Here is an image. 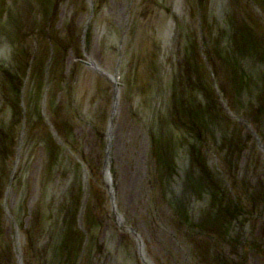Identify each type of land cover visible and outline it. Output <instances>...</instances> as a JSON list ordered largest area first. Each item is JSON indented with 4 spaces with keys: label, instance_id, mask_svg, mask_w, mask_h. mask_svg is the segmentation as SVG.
<instances>
[{
    "label": "rangeland",
    "instance_id": "1",
    "mask_svg": "<svg viewBox=\"0 0 264 264\" xmlns=\"http://www.w3.org/2000/svg\"><path fill=\"white\" fill-rule=\"evenodd\" d=\"M3 1L0 4V8H3L7 4L6 7L8 8H6V11H9L10 18H6V14L4 16L0 13L2 33L4 32L5 20L9 21L17 18V20L19 19L22 22L26 15L25 10L27 7L25 8V5L28 6L24 0L25 4L23 2L14 3V1H12V4H8ZM86 1H88L86 2L87 4L90 3L92 5L97 0ZM151 1L142 0L143 7L145 9L148 7L149 12L152 14H156L157 12L159 16L155 19H150L149 17L142 19V17L138 16L137 19L133 20L125 12L118 19L116 15L119 14V1L107 0V7L102 10V13L97 12L95 14V12L93 20L87 24V30L90 32L85 34L90 37L88 39L90 41L81 40V43H90V46L86 47H92L96 58L102 60L103 54L101 55V53L104 52L107 57L106 59L108 57L115 58L116 63L113 66L117 67L118 74L121 70L123 74L132 77L131 79L138 80L139 84H141L140 91H144V97H140L129 86H125V90L120 89L118 103L120 116L126 117L127 120H132L127 122L131 125H128L123 119L112 123L114 132L111 131V133L114 136L111 139L112 141H109L112 156L107 161L108 163L104 161L105 157L102 153L103 148L106 150L108 147L105 140L106 136L104 135L108 127L95 131L97 126H102L103 124H101L100 120L99 125H96V127L91 126L93 122L90 118H87V115L90 113V108L94 111L95 109L92 107L93 104L89 103V99L92 97L84 98L87 92L91 91L90 87L96 84V82L99 83L97 81L99 79L95 80L96 78H93L95 76L93 69L86 71L83 67L79 66L78 62L76 63L77 59H73L75 44L79 39L78 35L74 34L76 38V40L72 39L74 44L71 41L68 43L67 40L70 38H66L62 48H58L60 46H57L59 56L55 52V59L50 58L52 59L50 61L45 56L48 55L51 49L48 43L44 44L46 43L45 41H40L39 48L35 49L36 53L39 51L42 55L38 61L36 59L37 65L39 67L44 65V67L50 69V67H53L52 64H54L53 71L55 73L52 79L57 80V78H60L59 83L56 81L58 89L55 87V92L59 100L65 99L66 107L61 112V110L56 108V102L41 100L38 103L37 98L32 99L26 96V94H29L30 90L27 89L29 87L24 88L21 86L20 90L13 91L15 94L17 93L18 97L12 99V94L14 93H10L11 95L8 94L7 102L13 100V105H15L14 101L20 102L19 99H24V103H19V106L16 108L12 106L5 109H10V115L13 113L23 116L25 118V127L29 123L32 124L33 121L40 123L41 120L43 121L40 123L42 126H45V123L49 122L53 128H56V125L52 124L54 120L57 123H65L66 120H69L74 126L73 128L70 126L69 131H65L64 135H69V137L61 136L57 133L60 144L55 143L59 147L54 146V150L52 148L47 150L45 147H48V141H44L45 146L44 144H40L39 139L41 140L42 138V136H39L40 132H37L33 128V133L29 134L28 140L23 141L26 132L25 128L20 125L22 121L15 125L14 129L17 127L15 136H17V131L20 132V136L23 135L20 138V142H22L21 146L16 152H10L9 149L8 152L2 153L0 158L3 160H1L0 167H5L8 164L16 165L15 169L21 174L20 179L22 182L21 186H15L12 189L10 186L7 187L0 178L1 215L6 217L4 219L7 220V226L9 219L13 218L16 220L15 218L19 217L21 220L18 223L20 230H25L28 234L31 232L30 229L34 223H42L44 228L47 227V229H44V236L38 240L40 246L32 243V253L38 256L34 258L36 262H38V259L42 255L46 258L44 253L50 254V252H55L52 251V244L57 238L56 234L53 235L56 225L53 228V224L49 221L51 220V216L50 219H47L46 216L52 215L54 220L55 215L60 216V213L62 214L63 212L62 216L68 217L69 230H61L59 234L61 242L64 244L63 246L67 244L66 246L69 245L71 247L70 244L74 243L71 250L73 258H70V260L74 259L71 260L73 261L72 263H76V257L79 254L76 251L82 247L81 241L86 236L88 251L85 254L83 252L80 253L83 256L79 257L78 264H135L134 262L138 261L135 257L137 254V242L134 238H131V234L127 231V228L122 226L121 229L113 230L105 227L102 223L98 227L100 230L91 229V222L96 223L97 215L100 216L103 213L100 202L108 194L106 187L111 183V187L112 185L114 186L113 188H115L119 198L122 197L121 201H119L121 207L118 205L119 212L125 215L127 227L130 226L132 230H136L137 237L143 240L144 246H141L146 256L151 257V249L149 248H154L156 250L167 251L166 257L170 264H264V214L261 216V213H259L262 205H259L258 202L259 200L261 201L260 203L264 204V145L263 149L255 150L250 145L247 146L249 143L246 144L245 141L242 143V146L239 145L234 148L231 146L234 151L229 153L230 155H227V157L219 150L216 153L215 148H218V146H214L216 143L213 142L215 140L213 139L214 137L211 138V135L216 136L217 139L220 136H223V138L226 136L227 138L229 135L228 127L223 125L224 127L220 130H211L208 133L207 126L209 120L206 117L209 114V108L206 106V102L205 105L202 103L203 105L201 106L197 103L198 95L196 92L198 86L203 84L204 89L201 90V94L207 100L211 101L212 104L215 103L216 106L228 108L235 118L237 117V120L242 118L249 122L252 130H248L246 126H243V129L240 127L239 136H242L240 132H243L245 136L249 135L253 137L252 139H256L257 137L259 139L262 138L264 142V112L259 110L260 116L257 114L258 112H255V110H258L255 107L258 106L260 108L259 106L263 107L264 105V37L260 34L261 29L264 28V14L262 13V10H264V0H225L228 2L227 4L224 0H201L204 2L203 4L201 2L203 8L197 13H185L186 11H182L185 8V3H182L181 0H171V6L166 7L168 10L170 8V11H173L174 14L176 13L173 15L174 20H171L172 23H169V20H166L159 11L154 10L155 6L152 7ZM80 2L83 3L84 1L79 0L78 7L81 9L82 4ZM136 2L135 4L139 3L138 1ZM180 2L182 4H179ZM154 3H156L155 5L160 4L159 0ZM96 4L98 5L99 2H96ZM251 6L255 10L252 13L250 12ZM68 9L64 10L65 13L60 12L55 15L46 5L42 4L44 16L42 13L40 16H26L28 18L36 17V21L39 18L41 21V17H44L47 21L51 19L55 20L54 16H56L54 25H59L62 24V20L68 23L69 16L73 15V18H76L78 22L81 20L83 23L85 22L84 25L87 23L88 18L83 12L80 11L79 14H72L74 11L77 12L74 10L75 8L72 4H69ZM84 9L87 12L90 11V9ZM64 15L67 17L65 20L62 19ZM167 15L170 16L169 14ZM216 18L217 20H215ZM85 19L87 20L85 21ZM245 20H250L247 21L250 23L259 24L261 27L260 32L259 28L254 29L246 25ZM211 21H214V26L211 25ZM158 22L164 25L162 30H159ZM198 22L202 24L201 27L203 29L197 28ZM228 23L232 27H228ZM40 24L37 21V25L40 26ZM238 24H240L239 30H242L243 33L244 31L247 32L246 26L249 29L251 28L249 35L246 33L240 34L237 30V33H234V35L236 34L234 43L237 45L234 48L239 51L235 50L233 57L238 56L240 53L241 58L239 56L237 59H239L241 67L237 63H232L235 58H230V47L226 45V39L229 40L228 35H232L230 29L233 28L235 31V27ZM106 27L117 35V37L115 36L117 41L114 44L113 42L110 43V40L104 36ZM148 27L149 29L146 30ZM166 27L170 29L171 27L176 28L180 32V34L178 33L180 35L178 39L176 38L177 35L173 36L171 33L167 35L162 34L163 31H166ZM81 28H83V25ZM218 30L220 31L218 32ZM36 33L39 36H48L43 31H36ZM35 35L34 39H36ZM80 35L82 38L83 35ZM224 35H227V37H224ZM234 35L232 36L234 37ZM111 40L113 41V39ZM206 44L208 48L205 47ZM204 47L207 51L201 50ZM218 47L222 49L220 50L222 59L220 58L221 60L212 66L214 63L210 62L213 59L212 54L216 53ZM224 49L226 52H224ZM0 51H2V57L7 53L6 48ZM252 52L257 55V59L252 58ZM224 53L228 55H224ZM164 55L168 58L167 63H165V60L163 63L159 60V65H156V60L154 63L149 60L152 56L155 59L159 56L163 59ZM1 56L0 64H4ZM102 61L106 66L111 65L109 63L107 65L105 59ZM161 63L165 66L161 65ZM74 64H77V66ZM58 66L62 67V71H59L60 77L56 76V73L58 74ZM209 66L210 68H208ZM39 67L36 66L35 69ZM223 73L225 74L224 76ZM231 73L232 76L230 75ZM227 75L232 78V82L229 81ZM192 78H195L192 81L198 84L197 86L191 81ZM73 79L81 82L79 88L76 89L75 85H72ZM46 80V78L43 79L44 84ZM115 84H110L107 88ZM7 85L11 87V84L7 83L3 87L0 86V90L3 91ZM28 85L32 87V82L30 81ZM232 90L234 93H232ZM50 91H52L51 88ZM235 93L245 95L241 98L242 102L236 101V103H232V94ZM155 94L156 96L157 94H161V98L157 97L159 99L157 103L159 104L147 109L148 104L154 105L156 103L154 100L149 99V96L154 98ZM54 100L58 101L55 98ZM67 100H70V103ZM7 102L0 101V117H2L0 120L2 123L9 118V114L3 109L7 105ZM40 104L44 105L46 110L41 111L39 108ZM191 106L194 107L193 111L197 112L194 118H197L200 114V118L197 121L194 118H190L191 121L186 119V116H188L187 109H190ZM178 108L179 110H177ZM173 111L175 113L180 111L179 113L177 112L180 117L179 128L178 126L174 127L171 125V121L173 122L176 119L175 116L174 118L172 116ZM95 112L96 116L103 113L101 111ZM39 114L43 118H39ZM103 114L106 115L105 121L108 122L109 113ZM80 118L82 119L81 122L78 121ZM141 118L142 125L144 126L142 129L140 122L137 120ZM230 121L232 122V127L234 125L236 127L240 126L238 123L232 121V119ZM136 123L139 124L136 125ZM95 124L97 123L95 122ZM117 125L125 130H119ZM147 125H152L151 127H155V129L149 130ZM103 126L105 127V125ZM185 126L192 128L194 131H192L194 133L193 137L197 143L202 144L203 147H215L209 153L205 152L198 156L196 155L198 158L196 162H199L201 166L207 163V166L208 162L213 161V159H219L221 163L217 169L214 166V169L211 166H207L209 169H202L203 172H200V176L198 177L190 170L193 165L189 164V166L186 162L184 166L177 169L178 174H185L182 181L177 177L176 179L169 178V173H165V170L167 167L169 168L168 165L172 164V162L175 164L177 154L171 150L174 144L180 142L186 145L189 143L186 136L188 133H184L183 131ZM92 129L97 138L91 134ZM32 136L33 139L29 140ZM230 138L232 140V136L229 135V139L227 140L231 142ZM71 142H74L75 146L72 151H69ZM220 143L226 145L223 139L220 140ZM0 144L1 147H5L6 145L4 141L0 142ZM11 148L13 149V147ZM165 148H169V151L167 150L166 152ZM13 153L15 154V158L13 157ZM157 153L159 155L155 156ZM83 154H86L91 164L83 160ZM158 156L159 160L155 159ZM71 159H73L72 163ZM39 160L41 163L38 162ZM156 160L159 161V166L163 170V172H158V176L154 175L156 173V165L154 164ZM79 161L83 162L85 166L80 167ZM68 167V176L70 177L66 174L69 178L68 180L77 184V187H81L79 195L74 197L75 212L69 210L66 202H64L63 209L56 208V203H54L56 201L53 199L54 196H60L57 192L59 186L56 187V184H60L61 189L65 185L64 172L66 173ZM107 169L112 173L111 178H102ZM252 171L256 173L253 174ZM245 172H247V176H244ZM232 173L235 177L234 182L232 181ZM82 177L86 180V183L81 186L79 182ZM193 178L196 179L193 180ZM90 179L91 182H89ZM7 181L9 184L10 180L7 179ZM196 184H199V186L197 187ZM196 190H201L202 194H205L204 197H200V199H203V202H200V204L202 207H205V211H202V208L198 207L196 196L193 195ZM165 195L169 198L171 204H175L178 209V212H176L175 208V212L172 213L173 217L159 211L160 206H165L168 210V201ZM180 195H184V199L181 200L182 202L179 201ZM215 195L219 196V199L214 197ZM157 197L160 198L161 202L156 200ZM48 203H51V206H47ZM123 205H126V207ZM106 206L110 210V203L104 204L103 207ZM196 208L202 213L199 214ZM254 209L256 210V214H259V217L252 215V213H255L252 211ZM45 210H48V213ZM38 212L39 214H36ZM42 213L44 214L43 218L42 216H38ZM73 213L76 216L75 223L78 224L74 231L70 229V218L73 217ZM34 215L38 218L37 220ZM87 217L88 219H86ZM202 219L203 221L205 220L204 227H199L198 222H201ZM79 228H81V231ZM250 228H252L251 233L255 237L247 240V231ZM83 229L84 233H82ZM9 230L8 228L5 229L0 235L1 237L3 235L9 236L12 242L10 241L6 244L1 240L3 244L0 241V252L8 250L14 254L18 252L22 253L25 250L24 248H26L25 242H15L13 239L16 236H13L12 231L10 232ZM150 230H154V236H152ZM77 234L79 235L76 237ZM193 239L199 240V243H195ZM238 240L245 245L238 247L239 249L235 253L233 252V244ZM255 240H258L259 244ZM72 241L74 242L72 243ZM91 245L92 249L89 247ZM62 249L59 248L58 252L63 251ZM199 255H201V260L198 259ZM207 257L209 258L207 259ZM52 258V261H55L56 264L60 261L61 264H66L69 261V259L66 260L64 255H61V257L52 256ZM46 262L45 260L43 263L38 262V264H47Z\"/></svg>",
    "mask_w": 264,
    "mask_h": 264
},
{
    "label": "bare ground",
    "instance_id": "2",
    "mask_svg": "<svg viewBox=\"0 0 264 264\" xmlns=\"http://www.w3.org/2000/svg\"><path fill=\"white\" fill-rule=\"evenodd\" d=\"M2 1L3 0H0V4L2 3ZM9 1L10 0H6V3H8ZM83 1H84L83 3L80 2L82 4V8L80 9L78 7L79 0H24V2L28 5V6L25 5V7H27V9L25 10L26 15H37V16H40L41 13H42V4L46 5L52 12L55 13V15L59 14L60 12L65 13L64 10H69L68 6H69V4L70 5L72 4L73 7L75 8L74 10L77 11V12L74 11L72 14H75V13L79 14L80 11H81V12H83V14L85 16H87L88 20L85 19V21L87 20L86 21L87 23L85 25H84L85 22L83 23L81 20H80V22H78V20L76 18H73L74 17L73 15L69 16L70 18L68 19V23L62 20V24H59V25L58 24L54 25V22L56 20V16H54L55 20L51 19L50 21H47V19H45L44 17H41V21H40L39 20L40 18H39L37 21L41 23L40 26L37 25V21H36L37 18L36 17L28 18L25 15L24 16L25 18L23 19L22 22L19 19L17 20V18H14L13 20L7 19L9 21L5 20L4 32L3 33H2V25H0V44H1L0 45V50L4 49V48H6V50H7V53L5 55L3 54L4 57L1 56L2 55V51H0V56L2 57V60H3V63H4V64H0V86L3 87V85L7 84V83L11 84V87H9L7 85V87L3 91L0 90V101L7 102L8 96L11 95L10 93H14L13 91L16 92V91L20 90L21 86L24 87V88L29 87V88H27L28 90H30L29 94H26V96H28V98H30V97L32 99H34V98L36 99L37 98L36 100H37L38 103L41 100H44L45 102H51V101L52 102H56L55 103L56 108H58L62 112V110H64L63 108L66 107L65 106V101H64L65 99L64 100H62V99L59 100L58 96H57V94L55 92V87L58 89V87H57L58 84L56 83V81H58V83H59V79L60 78L59 79L57 78V80L56 79H52V77H53V75L55 73L53 71L54 64H52L53 67H50V69L44 67V65L41 66V67H39V65H37L38 62H36V59L38 61L42 57V55L40 54L39 51H38L39 54H38V52L36 53V50H37V47L39 48L41 40L46 42L44 44L48 43V46L50 47L51 50L48 53V55L45 56V54H44V56L48 57L49 58L48 61H50L52 59H55V57H56L55 54H54L55 52H57V54L59 56V53H58L59 49L58 48H62V45L66 41V38H70V39L67 40L68 43H69V41L72 42V39L76 40L74 34L78 35L79 39H78V41H76V44H75V52H74L75 55H74L73 59L74 60L77 59L78 61L76 60V63L78 62L79 66L83 67L86 71H88V69H91V70L93 69L95 76H97V77L94 76L93 78H96L95 80L99 79V80H97L99 83L94 81V82H96V84H94V85H92V87H90L91 91H88L84 98L92 97V98L89 99V103L93 104L92 107H94L95 111H99V112L101 111L103 113H107V112L109 113L108 122L105 121L106 115H104L103 113H100V114H98L96 116V112L93 109H91V108H90L91 110L89 109L90 113H88V115H87L88 117L86 116L87 118H90L92 120L93 124L91 126H93V127H96V125H99V121L100 120L102 122L101 124L105 125V127L103 125L102 126H97L95 131H98L100 128L108 127V129L106 130V134H104L106 136L105 140L107 141L106 143L108 144V147L106 146L107 149L105 150L103 148V146H102V148H103L102 153H103V155L105 157L104 161L107 162V161H109L110 156H112V152L110 150V144H109V141L111 142L112 141L111 139L114 136L113 133H111V131L114 132V126L112 125V123L116 122L119 119H123L124 122H126V123L129 120H132V119H128L127 120L126 117L120 116L121 113L119 112V108H118L119 107L118 103H119L120 89H122V90L124 89L125 90L124 87L125 86H129L132 90L136 91L140 97L141 96L144 97V91H142V92L140 91L141 84H139L138 80L136 81L135 79L134 80L131 79L132 77H128L127 75L123 74L121 70H120L121 72L119 71V74H118V72H117L118 70L116 69L117 67H114L115 65L113 66V64L116 63V59L115 58L112 59L111 57H108V59H106L107 57H106L105 52L101 53V55L103 54V59L106 60V64L107 63L111 64V65L107 64L109 66H106V65L103 64V61H102L103 59L101 60L100 58H96L95 54L93 53L92 47H89V48L86 47V46H90L89 42L87 44L86 43H81V40L90 41V40H88V39H90V37H88V35L86 36L85 33L90 32V31L87 30V28H88L87 24H89V22L91 20H93L94 13L95 12H96L95 14H97V12L102 13V10L105 7H107L106 6L107 0H97V1H94L92 3V5L90 3L87 4L86 2H88V1H86V0H83ZM118 1L120 3V5L118 7L119 8V14L116 15V17L118 19L121 17V15L122 16L124 15V12H125L126 15H129L130 17H132L131 19H133V20L135 18L137 19L138 16L142 17V19L147 18V17H149L150 19H155V18H157L159 16V14H157V12H156V14L155 13H153V14L150 13L148 7L146 8L147 9L146 10L143 7L142 0H118ZM136 1H138L139 3L135 4V3H137ZM145 1H147V0H145ZM153 1L154 2H158V0H152L151 1L152 4H153L152 7L155 6L154 10L159 11L160 14H163V16H164V18L166 20H169V23H172L171 20H174V16L173 15H175L176 13L174 14L173 11H170L171 10L170 8L168 10V8L166 7V6H171V0H159L160 4H157V5H155L156 3H154ZM181 1H182V3H185V5H184L185 8L182 9V11L183 10L186 11L185 13H190V12L197 13L203 8L202 5H201V2H202L201 0H185V1L181 0ZM227 1H225L226 4L228 3ZM21 2H23V0H21ZM96 2H99V4L97 5ZM182 3L180 2L179 4H182ZM203 3L204 2H202V4ZM148 5H149V3H148ZM200 5H201V7H200ZM6 6H7V4H5V6L3 8H0V13L2 15H4V16L6 14V18H10L9 17L10 13H9V11H6V8H8ZM182 7H183V5H182ZM84 8H87L88 10L90 9V11L87 12ZM20 10H22V9L20 8ZM253 10H254L253 6H251L250 12L252 13ZM257 12H256V14H257ZM262 13L264 14V10H262ZM262 13H259V14H262ZM42 14L44 16V13H42ZM167 14H169L170 16H168ZM169 17H170V19H168ZM66 18L67 17L65 15L62 16V19L65 20ZM215 20H217V18ZM247 21H250V20H245L246 25H248L249 27L254 28V29H256V28L258 29L259 28V32H260L261 27H260L259 24H255L253 22L250 23V22H247ZM229 22L231 23V21H229ZM144 23L146 24L145 21H144ZM198 23L199 24H197V28L203 29L201 27L202 24L200 22H198ZM230 23H228V25H229L228 27H232V25L230 26ZM82 25H83V28H81ZM157 25L159 26V30L163 29L164 25L162 23L158 22ZM211 25L214 26V21L213 22L211 21ZM59 26H60V28H58ZM165 26H166V21H165ZM239 26H240V24H238V26L235 27V31L233 30V28L230 29V33L232 32L231 34L234 35V33H237L236 32V30H237L238 33L242 34L243 32H242V30H239ZM248 26H246V27L244 26L245 29L247 30V32L244 31V33L249 35L251 28L249 29ZM34 27H35V29H34ZM166 28H167L166 31H163L162 34L167 35V34L171 33L173 36L177 35L176 38L178 39V36H180V35H178V33L180 34V32L177 31L176 28H174V27L173 28L171 27V29L168 28V27H166ZM105 29H106V31H105L106 33H105L104 36L107 37L106 39L110 40V43L113 42V44H114L115 41H117V39L115 38V36L117 37V35L115 33L111 32L107 27ZM147 29H149V27L146 28V30ZM36 31H43L45 33V35L47 34L48 36L47 37L39 36V34L37 35ZM219 31L220 30H218V32ZM35 33H36L37 36L35 35ZM80 34L83 35L82 38H81ZM224 34H226V33L224 32ZM260 34H262L261 36L264 37V28L261 29V33ZM34 35H35L36 39H34ZM232 35H228L229 36V40L226 39V45H228L230 47L229 56H230L231 59L235 58V59H233L232 63H237L238 66L241 67L240 66L241 65L240 61H239V59H237V57L239 58V56L241 58L240 53H239L238 56L233 57V55H235L234 54L235 50L236 51H239V50L234 48V47H237V45L234 43V38H236V34L234 35V37ZM224 37H227V35H224ZM219 38H220V36H219ZM111 39H113V41ZM232 42H233V44H232ZM84 44H86V45H84ZM57 46H60V47L57 48ZM205 47H207V44L205 45ZM204 48H201V50L205 51L206 48L205 49ZM220 50H222V49H220V47H218V49L216 50V53L212 54L213 55V59H211L210 62H214L215 63V64L213 63V65L211 63L212 66L216 65V63H218L222 59ZM224 52H226L225 49H224ZM35 53H36V55H35ZM225 54L226 53H224V55ZM52 55H53V57H52ZM226 55H228V54H226ZM251 56H252L253 59L254 58L257 59L256 58L257 55L254 52L251 53ZM152 57L149 60L152 61L153 63L156 60V65H159V60L162 63L164 62V60H165V63L168 62V58L165 57V55L163 56V59L160 56L157 57L156 59L154 57L153 58ZM50 58H52V59H50ZM48 61H47V63H48ZM162 63H161V65H163ZM74 65L77 66V64H74ZM36 66L39 67V68L35 69ZM163 66H165V65H163ZM208 68H210V66ZM60 70L62 71V67L58 66V74L56 73L57 77H60V72H59ZM46 73H48V74H46ZM81 74H83V73L81 72ZM224 75L225 74L223 73V76ZM230 75L232 76V73ZM227 77H228L229 81L232 82V78L229 75H227ZM45 78L47 80H46V83L44 84L43 83V79H45ZM79 78H80V76H79ZM192 80H195V78H192L191 81ZM30 81L32 82V87H31V85H28L30 83ZM80 83L81 82H79V80H75V79L72 80V85H75L76 89L81 86ZM114 83H116V84L112 85L110 88H107V87H109L110 84H114ZM193 84L195 86L198 85L195 82H193ZM194 85H193V87H195ZM143 87H145V86H143ZM50 88H51L52 91H50ZM10 89H11V91H10ZM45 89H47V91H45ZM203 89H204V85L200 84L198 86V90L196 91L197 95H198L197 103H199L200 106H201L203 104L205 105V102H206L207 103L206 106L209 108V114L206 117L209 120V124L207 126L208 133L211 130H216V129L220 130L221 128L224 127L223 125H225V126L228 127L227 130L229 132V135L232 136V140H231V138H230L231 142L227 140V139H229V135H228L227 138H226V136L224 138H223V136H220L218 139H217L216 136L211 135V138L214 137L213 139L215 140L213 142L216 143V144L213 143L214 146H218V148H215L214 146L203 147L202 144L197 143L196 140H194V137H193L194 133H192V131H193L192 128L190 126H185L183 131H184V133H188V134H186V136H187V138L189 140V143H188L189 145L188 144L184 145V144H182L180 142L174 144L173 149H171V150L174 151V153L177 154L176 160H175V164L172 162V164L168 165L169 168L165 167L166 168L165 173L168 172L169 173V178H171V179H173V178L176 179V177H177L179 180H182V181L184 180V176L183 175H185V174H182V175L178 174L177 169H178V167L184 166L186 162H187V165H189V164L193 165V167H191L190 170L193 171L194 173L193 172L192 173L196 174L198 177L200 176V172L202 173L203 170L209 169V168H207V166H209V167L211 166L212 169L219 168L220 167L219 165L221 163V161L219 159H217V160L213 159V161L208 162L209 164L207 166H206L207 163H205L204 165L202 164L203 166H201V164L199 162H196L197 159H198L197 156L199 154H203L205 152L209 153V151L210 152L213 151V148H215V150L217 151L216 153H218L220 151L226 157H227V155H230L229 153L234 151V149H232V147L234 148L235 146H239V145L242 146V143H244L245 141H246V144L249 143V144H247V146L250 145V147L255 149V150L263 149L264 142H263L262 138L259 139L257 137L256 139L255 138L252 139L253 137H250L249 135H246L247 136L246 137L245 134H243V132H240V134L242 136L238 135L239 130L241 128L242 129L244 128L243 126H246L248 128V130H250V131L252 130L251 129V125L249 124V122H247V120H243L242 118L237 120L236 119L237 117L235 118L233 113L230 110H228V108L223 107V106H216L215 103L212 104L211 101L207 100L204 97V95L201 94V90H203ZM106 90H108L107 91L108 94H109L108 96H107ZM232 93H234L233 90H232ZM16 94L15 93L12 94V99L13 98L16 99L18 97ZM240 95L241 94H237V93L232 94V103H236V101L242 102L241 98H243L245 95L244 94H242L241 96ZM157 97L161 98V94H157V96L155 94L154 98L149 96V99L154 100L156 103H154V105H152V104L149 105L148 104V106L146 107L147 109L153 108V107H155V106H157L159 104V103H157L159 101V99ZM54 98L57 99L58 101H55ZM19 101L20 102L14 101L15 105H13V100L8 101L7 105L5 107H3L4 111L7 114H9L10 113L9 112L10 109L9 110L5 109L6 107H10L11 108L12 106H15V108H16L17 106H19V103H21V104L24 103V99H19ZM67 101L70 103V100H67ZM0 106H1V104H0ZM70 106H71V104H70ZM78 106H81V105H78ZM68 107H69V104H68ZM259 107L260 108H258V106L255 107V109H258V110H255V112H258L257 113L258 115H259V112H260L259 110H261V112H264V105H263V107H261V106H259ZM39 108H40L41 111L46 110L44 105H41ZM177 110H179V108ZM193 110H194V107H192V106L190 107V109L189 108L187 109V112H188V116H186L187 120H190V118H194V115H197V112H194ZM177 112L179 113L180 111H177ZM177 112L176 113L174 111L172 112L173 118L175 116L176 119H174L173 122L171 121V125L174 126V127L178 126V128H179L180 119H179V116H178ZM38 117L39 118H43V116L40 115V114L38 115ZM263 117H264V115H263ZM1 118L2 117H0V119ZM198 118H200V114L198 115L197 118H194V120L197 121ZM230 119H232V121L238 123L240 126L236 127V125H234L232 127V122L230 121ZM24 120H25V118L23 116H21V115L18 116V115H15L13 113H11V115L9 114L8 120H4L6 122L3 121L5 126L3 125V123L0 120V122H1L0 123V142L4 141V143L6 144L5 147H1L0 146V156L2 155V153L8 152L9 149H10V152H16V150H18V148L21 146L22 142H20V138L23 135L20 136V134H19L20 132L17 131V133H16L17 136H15V130L17 129V127L14 129L15 125L19 124L21 121H22V123L20 125H21V127L25 128L24 130L26 132V136L23 138V141L28 140V136H29L30 133L31 134L33 133V128H34L37 132H40L39 136L40 137L42 136L41 140L43 142L41 143V140L39 139L40 144H44L45 140L48 141V143H47L48 147H45V149H47V150H49V148H52V150H54V148H55L54 146L59 147V145H57L55 143V142H57L58 144H60V139L57 138L58 137L57 133L59 135H61V136L69 137V135H64L65 131H69L70 130V126H71V128H73V126H74L69 120H66L65 123L64 122L57 123L56 120L52 121V124H55L56 128H53V126L49 122L48 123L46 122L45 123L46 125L42 126L40 123L43 122V121L40 119L41 120L40 123H38L37 121L36 122L33 121L32 122L33 125L30 124V123L29 124L25 123V124H27V126L25 127L24 126ZM43 120L45 121V119H43ZM81 120L82 119L80 118L78 121L81 122ZM137 120L140 122V126H141V129H142L144 127L142 125V118L141 119H137ZM194 120H193V122H194ZM95 122L97 124H95ZM151 123H152V121H151ZM229 123H231V124H229ZM138 124L139 123H136V125H138ZM128 125H131V124H128ZM117 126L119 127V130H122V131L125 130V129L121 128L119 125H117ZM151 126L152 125H147V128L149 130H154L155 127H151ZM7 127H9V128H7ZM146 132H149V131H146ZM91 134L96 137V135H94L93 129H92ZM119 135H121V133H119ZM262 137H263V135H262ZM32 139H33V136L29 140H32ZM222 139L224 140L226 145L220 143V140H222ZM45 145L46 144H44V146ZM69 146H70L69 151H72L73 147L75 146V143L71 142V144ZM104 146H105V144H104ZM11 147H13V149ZM42 148L44 149V147H42ZM179 149H180V151H178ZM167 150L169 151V148H165L166 152H167ZM199 151H201L202 153L199 152ZM154 152L156 153V151H154ZM45 153H47V152H45ZM13 155H14L13 157L15 158V154L14 153H13ZM72 155H74V154H72ZM157 155H159V153L155 154V156H157ZM71 156H69V157H71ZM155 159L159 160V156L157 158L155 157ZM1 160H3V159L0 158V163L2 162ZM44 160L46 162L45 158H44ZM83 160L85 162H87L89 160V158L86 156V154L84 155ZM158 160H156L155 163H154L156 165V173H157V174L154 173V175H156V176H158V172H163L162 167L160 168V166H159V163H158L159 161ZM72 161H73V159H71V163H72ZM38 162H40V160ZM79 163H80V167H84L85 166L83 162L79 161ZM88 163L91 164L90 161H88ZM11 165L8 164L5 167H2V166L0 167V175H1L0 178L2 179V181H4V184L7 187L10 186V188L13 189L15 186H17V187L21 186V182L22 181L20 179L21 178V174H19L17 169H15L16 165H14V164H11ZM20 165H21V163H20ZM213 166H214V168H213ZM68 171H69V167L66 170V173L64 172V174H65L64 176H65V179H66L67 182L65 181V185L62 187V189H61L60 184H56V187L59 186L58 187V191L57 190L56 191L60 194V196H54L53 199H54V201H56V202H54V203H56V208L58 207V209H63L64 202H66L67 203V207L69 208V210L72 211V212H75L76 211V205L74 203V199H75L74 197L76 195H79V191H80L79 189H81V187L80 186L77 187V184H74L73 182H71V180H68L70 178L68 176ZM252 173L254 174L256 172L252 171ZM66 174H67V176L69 178L66 176ZM103 175H104V177H102V178H108L109 179V178H111L112 173H111V171H109L107 169L105 171V174H103ZM244 176H247V172H245ZM234 178L235 177H234V175L232 173V181L234 180ZM7 179L10 180L9 184H8ZM195 179L196 178H193V180H195ZM85 181L86 180L82 177V179L79 182L80 185L82 186L83 184H85L86 183ZM89 182H91V179L89 180ZM46 184L48 185V183H46ZM196 186L198 187L199 184H196ZM113 187H114L113 185L111 187V183L106 187V190H107L108 194L105 195L102 198L101 202H100V207L103 208L102 209L103 213H101L100 216L97 215V222L96 223L91 222V229L92 230L99 229L98 227H100L102 223H103V225L105 227H108L109 229H113V230L118 229V228L121 229V227L124 226L125 228H127V231L131 234V238H134V240L137 242V254L135 255V257H136V259L138 261L134 262L135 264H170V263H168V258L166 257L167 251H162V250H156L154 248H149V249H151L150 250L151 251L150 254H152V256L151 257L146 256V253L144 252L143 247H142V246H144L143 242H142L143 240H141L140 238L137 237V234H136L137 231L136 230L135 231H134V229L132 230L130 226L127 227V223H126V220H125V215H123V214H121L119 212L118 205L121 207V204H119V201H121L122 197L119 198V195L117 194V192L115 191V188H113ZM38 190H40V189H38ZM48 191H49V187H48ZM42 192L44 193V191H42ZM193 195L196 196L195 198L197 199V202H198V205H199V206L198 205L197 206L202 208V211H205L206 210L205 207L204 206L202 207L201 204H200V197H204L205 194H202L201 190H196L195 193H193ZM77 197H79V196H77ZM165 197H166V195H165ZM214 197H217V196L215 195ZM118 199H120V200H118ZM166 199L168 201L167 202L168 210L166 209L165 206H162V207L160 206L159 211H161L163 213H167L169 216L173 217L172 213L175 212L176 206H175V204L174 205L171 204V201L169 200V198L166 197ZM182 199H184V195H180V200L179 199H177V200L181 201ZM217 199H219V196L217 197ZM78 200H79V198H78ZM156 200L161 202L159 197H157ZM106 201H108V202L106 203ZM258 202H259V205L260 204L262 205V207H261L262 210L259 207L260 208L259 213H261V216H262L264 214V204L260 203L261 201H259V200H258ZM258 202H256V203H258ZM109 203H110V210L107 209V206L103 207L104 204H109ZM159 204H161V203H159ZM47 206H51V203H48ZM123 206L126 207V205H123ZM46 208L48 209V207H46ZM243 208L245 209V207H243ZM45 211H46V213H48V210H45ZM196 211L199 214L202 213V212H199L198 209ZM252 211L255 212L256 210L254 209ZM176 212H178L177 208H176ZM36 214H39V212L36 213ZM62 215H63V212H62V214L60 213V216L59 215H55L54 220H53L52 215H47L46 216L47 219H50V216H51V220H53V221H51V220H49V221L53 224V226H52L53 228H55V225H56V228L53 230V232H54L53 235L56 234L55 236H57V238L54 240V242L52 244V247H53L52 251H55V252H53V253L50 252V254L44 253V255H46V258L42 255L39 258L40 260L38 259V262L43 263L46 260L47 264L55 263V261H52L53 260L52 256L53 257H61V255H64L66 257V260L69 259L68 262L66 261L67 262L66 264H74V263H72L73 261H71V260H74V259L70 260V258H73L72 254H71V250L73 249L72 245L74 244L73 243L74 241H72L73 244H70L71 247L69 245L66 246L67 244L65 246H63L64 244H62L61 236L59 234V232H61V230L62 231L63 230L66 231L67 229L69 230V228H68V217H63ZM252 215H255V217L256 216L259 217V214L258 213L256 214V212L252 213ZM38 216L39 217L42 216V218H43L44 214L42 213L41 215H38ZM75 217L76 216H74V213H73V217L70 218V220H71V224H70L71 228L70 229H72V231H74L75 228H77V225H78L77 223H75ZM4 218H6V217L2 216L1 215V211H0V221H1L0 222V234L5 229H7V228L10 229L9 231L10 232L12 231V235L16 236L15 239H13L15 242H18V241H21V243L25 242L24 245L26 246V248H24V249L26 251L24 250L25 252L22 251V253L18 252L16 254H14L13 252L10 253L8 250H2V252H0V264H38V262H36V260L34 259L37 256V254L32 253V247H33L32 243L33 244H37V245L40 246V242L38 243V240H39L40 237L44 236L43 232L45 231L44 230L45 228L47 229V227L44 228L42 223H38V224L34 223L32 228L30 229L31 232L28 234V233H26L27 231H25V230L21 231L20 230V227H19L18 223H20L21 220L19 219V217L15 218L16 220H14L13 218L9 219L8 226L6 225V221L7 220L4 219ZM37 219L38 218L36 217V220ZM86 219H88V217ZM198 223H199V227H204L205 220L203 221V219H202V221L198 222ZM79 229L81 231V228H79ZM247 232H248L247 240H249L251 237H255V236H253V233H251L252 232V228L248 229ZM82 233H84V229L82 230ZM150 233L152 234V236H154L155 232H154V230H150ZM74 234H76V233H74ZM78 235L79 234H77L76 237ZM84 237L85 238L82 239V241H81V246L82 247L79 250L76 251V253L79 252V254L76 257V263L75 264H78V262L80 260L79 257H81V255H82L80 253L83 252V254H85L88 251L87 250L88 249L87 248V245H88L87 237L86 236H84ZM199 237H201V236H199ZM143 239H144V236H143ZM1 240L4 243H6V244H8V242L11 241L9 236L7 237V236H4V235L2 237L0 235V241ZM6 240H8V241H6ZM196 240L193 239V241L195 243H199V240H197V242H196ZM3 242H2V244H3ZM255 242L257 244H259L258 240H255ZM244 245L245 244H243L239 240L235 241V244H233V249H234L233 252L238 251V249H239L238 247H241V246H244ZM75 247H76V245H75ZM89 247H90V249H92V245L89 246ZM59 248H63L62 249L63 251L58 252ZM57 252L59 253V255H58ZM2 253H4V255H2ZM47 256H48V258H47ZM208 258L209 257H207V259ZM198 259L201 260V255H199ZM59 263L61 264V261Z\"/></svg>",
    "mask_w": 264,
    "mask_h": 264
}]
</instances>
